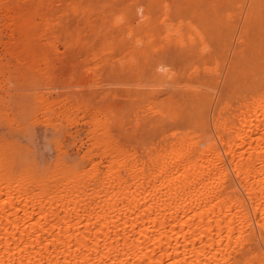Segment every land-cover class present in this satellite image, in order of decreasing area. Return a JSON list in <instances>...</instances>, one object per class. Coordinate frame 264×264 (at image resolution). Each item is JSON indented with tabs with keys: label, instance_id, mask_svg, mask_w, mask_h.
Listing matches in <instances>:
<instances>
[{
	"label": "bare ground",
	"instance_id": "bare-ground-1",
	"mask_svg": "<svg viewBox=\"0 0 264 264\" xmlns=\"http://www.w3.org/2000/svg\"><path fill=\"white\" fill-rule=\"evenodd\" d=\"M60 45L125 52L135 103L97 108L73 163L0 138V264H264V0H0V56Z\"/></svg>",
	"mask_w": 264,
	"mask_h": 264
},
{
	"label": "rangeland",
	"instance_id": "rangeland-1",
	"mask_svg": "<svg viewBox=\"0 0 264 264\" xmlns=\"http://www.w3.org/2000/svg\"><path fill=\"white\" fill-rule=\"evenodd\" d=\"M60 46L58 51H48V54L43 55L37 53L38 55L34 54V57L19 58L7 53L6 50H2L0 56L1 62L4 63L3 77L6 76L1 83L5 91L0 89V94L3 93L10 102L9 110H4V113L0 114V138L14 144L16 149L21 150L18 155L35 165L38 170L54 166L60 153L58 143L62 145L63 153L60 154L65 161L73 163L75 158L76 161L81 160L84 150L93 146L90 141L93 133L90 131L88 134V131L94 128V114L97 111L100 114L99 110L101 113L106 112L112 103L119 105L125 103L126 107L127 104L130 106L135 103L130 95V91L131 93L135 91V77L126 76L119 70L120 59L124 57L125 52L116 53L113 58L106 53V45L93 49L86 47L88 51L85 48L75 49L76 51L65 50L63 45ZM35 65L43 67L49 65L52 74L38 73ZM31 70L34 71L30 72ZM38 91L58 100L53 104L54 113L49 121L46 119L47 115L42 113L46 110V104L38 112L33 113L34 96ZM22 102H25V106ZM64 102L65 104H62ZM77 102L79 107H73L71 110L60 107V104L69 106ZM99 107L100 109L96 111ZM11 118L16 122L11 121ZM130 120L129 117L127 119L125 117L124 124L128 122L125 124L128 128L122 127L123 129L133 127V121ZM118 129L117 134L127 140L125 130ZM127 134H130L129 131ZM100 150V146L95 149L97 153ZM85 162L89 164L87 158Z\"/></svg>",
	"mask_w": 264,
	"mask_h": 264
}]
</instances>
